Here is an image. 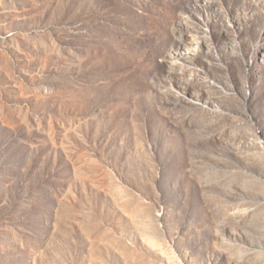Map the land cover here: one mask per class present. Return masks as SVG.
Returning <instances> with one entry per match:
<instances>
[{
  "label": "rangeland",
  "instance_id": "rangeland-1",
  "mask_svg": "<svg viewBox=\"0 0 264 264\" xmlns=\"http://www.w3.org/2000/svg\"><path fill=\"white\" fill-rule=\"evenodd\" d=\"M0 264H264V0H0Z\"/></svg>",
  "mask_w": 264,
  "mask_h": 264
}]
</instances>
